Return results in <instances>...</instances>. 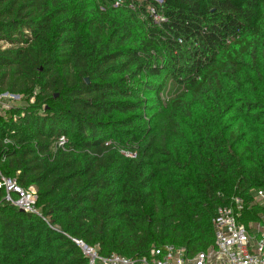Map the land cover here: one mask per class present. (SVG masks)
Here are the masks:
<instances>
[{
	"label": "trees",
	"instance_id": "1",
	"mask_svg": "<svg viewBox=\"0 0 264 264\" xmlns=\"http://www.w3.org/2000/svg\"><path fill=\"white\" fill-rule=\"evenodd\" d=\"M0 93L25 102L0 171L47 221L0 188V264H88L74 238L192 257L232 197L264 211V0H0Z\"/></svg>",
	"mask_w": 264,
	"mask_h": 264
},
{
	"label": "built area",
	"instance_id": "2",
	"mask_svg": "<svg viewBox=\"0 0 264 264\" xmlns=\"http://www.w3.org/2000/svg\"><path fill=\"white\" fill-rule=\"evenodd\" d=\"M17 98L8 93H0V115L12 109ZM65 142L66 139L60 137L56 147H62ZM126 156L135 157L134 154ZM0 188L4 191L2 200L6 203L46 221L36 208L37 191L34 186L21 187L15 178L6 177L0 171ZM251 199L248 209L253 205L264 210V189L254 190ZM244 207V201L236 196L230 199L229 205L218 207L212 219L213 244L192 257L187 256L185 248L171 244L152 246L148 255L142 257L131 258L114 253L103 256L97 245L87 246L75 238L72 241L88 264H264V211L256 220L244 224L241 221Z\"/></svg>",
	"mask_w": 264,
	"mask_h": 264
},
{
	"label": "rangeland",
	"instance_id": "3",
	"mask_svg": "<svg viewBox=\"0 0 264 264\" xmlns=\"http://www.w3.org/2000/svg\"><path fill=\"white\" fill-rule=\"evenodd\" d=\"M23 103H25L24 101H22L21 99H20V97L19 98H17L16 100H14V103L13 104H15L17 107H23L22 106V104ZM29 103H33V100L32 99H30L29 100Z\"/></svg>",
	"mask_w": 264,
	"mask_h": 264
},
{
	"label": "water",
	"instance_id": "4",
	"mask_svg": "<svg viewBox=\"0 0 264 264\" xmlns=\"http://www.w3.org/2000/svg\"><path fill=\"white\" fill-rule=\"evenodd\" d=\"M19 211H21V212H22V210H19Z\"/></svg>",
	"mask_w": 264,
	"mask_h": 264
}]
</instances>
